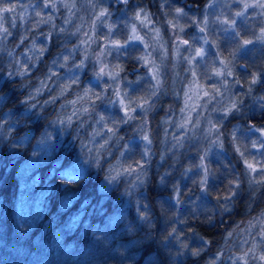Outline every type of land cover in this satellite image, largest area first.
Instances as JSON below:
<instances>
[{
  "label": "clouds",
  "instance_id": "1",
  "mask_svg": "<svg viewBox=\"0 0 264 264\" xmlns=\"http://www.w3.org/2000/svg\"><path fill=\"white\" fill-rule=\"evenodd\" d=\"M0 264H264V0H0Z\"/></svg>",
  "mask_w": 264,
  "mask_h": 264
}]
</instances>
